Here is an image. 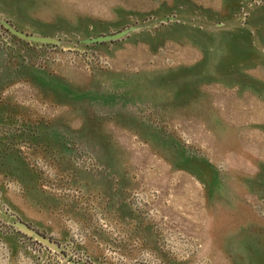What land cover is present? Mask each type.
Segmentation results:
<instances>
[{"label": "rangeland", "instance_id": "obj_1", "mask_svg": "<svg viewBox=\"0 0 264 264\" xmlns=\"http://www.w3.org/2000/svg\"><path fill=\"white\" fill-rule=\"evenodd\" d=\"M207 4L0 0L60 41L0 31V264H69L15 220L78 264H264V47L210 46Z\"/></svg>", "mask_w": 264, "mask_h": 264}, {"label": "crops", "instance_id": "obj_2", "mask_svg": "<svg viewBox=\"0 0 264 264\" xmlns=\"http://www.w3.org/2000/svg\"><path fill=\"white\" fill-rule=\"evenodd\" d=\"M204 2H208L207 4V12L208 15H196V12L194 11V14L186 15V17L190 19H197L200 23L201 20L205 21L208 25V28H200L197 27V33L201 34H207V42L211 46V42H214L215 46L222 45V47H234L235 44H238L237 41H239L240 47H255L259 51H263L262 48L258 47H264V0L262 2H259L255 5H253L251 8H249L246 11V16L243 15V17H240V20H243V22L237 23L236 19V12H235V6L237 5L239 0H202ZM203 3V2H202ZM210 3L212 5H210ZM225 7V9L222 7L221 11L223 13H218L220 10V5ZM188 7L194 9L192 5L187 4ZM215 13L213 14L212 13ZM191 12V11H190ZM4 13L2 10H0V16L4 17ZM172 16V15H169ZM168 17V16H167ZM7 18V17H6ZM171 24H176V22L171 21ZM220 24V25H219ZM166 26V27H165ZM238 27H240V30H243L245 28V32L240 31L237 35V33H234L233 31L238 30ZM164 29L168 30V25H164ZM194 28V27H192ZM43 33L41 36H46ZM39 35V34H38ZM224 40V43L220 44L221 39ZM238 39V40H237ZM202 41H206V39H203ZM243 53H241V61L243 60ZM263 59V60H262ZM1 54H0V71H1ZM259 61L252 65L251 67L244 68L243 71H248L250 68L255 69H264V63H261L264 61V57L261 59H258ZM262 60V61H261ZM1 73V72H0ZM257 73V72H256ZM250 77H256L260 80H263L264 82V74L263 75H249ZM1 77V74H0ZM2 82H0L1 85Z\"/></svg>", "mask_w": 264, "mask_h": 264}, {"label": "water", "instance_id": "obj_3", "mask_svg": "<svg viewBox=\"0 0 264 264\" xmlns=\"http://www.w3.org/2000/svg\"><path fill=\"white\" fill-rule=\"evenodd\" d=\"M172 20H173L172 16L163 17L160 19V21H162V22L172 21ZM2 24L11 34H13L14 36H16L22 40L28 41V42L39 43V44H51V45H57L60 43V41L55 37L41 36V35H28V34L22 33L16 29L12 28L6 22H2ZM133 29H134V27H128L126 29H123L121 31H118V32L112 33V34L99 35L96 37H89V38L87 37V38H84L81 41V43H82V45H91V44H97V43H103V42H113V41L122 39L123 37L127 36ZM10 224L19 232L23 233L24 235H26L28 237L33 238L35 241H37L41 245L45 246L46 248H48L52 252L60 255L63 259L68 260L67 256L62 252L60 247L55 242H53L49 238L41 235L40 233L35 231L33 228L29 227L24 222L16 220ZM68 262L70 264H75L72 261H68Z\"/></svg>", "mask_w": 264, "mask_h": 264}, {"label": "flooded vegetation", "instance_id": "obj_4", "mask_svg": "<svg viewBox=\"0 0 264 264\" xmlns=\"http://www.w3.org/2000/svg\"><path fill=\"white\" fill-rule=\"evenodd\" d=\"M242 1H244V2H246V8L245 9H243L242 11V14H244V16H246V11L249 9V8H251L253 5H255V4H257V3H259V2H262V0H242ZM236 14V13H235ZM2 22H6V23H8L12 28H14V29H16V30H18V31H20V32H22V33H25V34H28V35H38V34H34V33H30V32H27L25 29H22V28H20L19 26H17V25H15L14 23H13V21L11 20V19H9V18H6L5 17V15H4V17H1L0 16V31L1 32H3V36L5 37L6 36V39L7 40H9V42L11 41V43H13V44H15V45H17V43H21V45H25V46H37V47H48V46H54V45H51V44H39V43H32V42H28V41H25V40H22V39H20V38H18V37H16V36H14L13 34H11L5 27H4V25L2 24ZM161 24H163V23H161ZM164 26V25H163ZM0 32V33H1ZM116 33V32H115ZM101 35H107V34H101ZM0 36L2 37V34H0ZM99 36V35H98ZM49 37H52V36H49ZM3 39V38H2ZM119 40H121V39H119ZM119 40H116V41H113V42H117V41H119ZM14 42H17V43H14ZM107 43H112V42H103V43H97V44H107ZM91 45H93V44H91ZM3 46V45H2ZM16 221V220H15ZM19 221H21V220H19ZM14 222V221H13ZM23 222V221H22ZM12 223V222H11ZM25 223V222H24ZM25 224H27V223H25ZM11 225V224H10ZM29 227H31L29 224H27ZM11 227H12V229H14L18 234H21L22 236H24V237H26L27 239H29L30 241H32L34 244H36L37 246H39L40 248H43V249H45V250H49L48 248H46L45 246H43V245H41L40 243H38L37 241H35L33 238H31V237H28V236H26V235H24L23 233H21V232H19L18 230H16L12 225H11ZM31 228H33V227H31ZM34 229V228H33ZM35 230V229H34ZM35 231H37V230H35ZM38 233H40L41 235H43V236H45L44 234H42L41 232H39V231H37ZM45 237H47V236H45ZM48 238V237H47ZM50 239V238H49ZM51 240V239H50ZM53 241V240H52ZM53 242H55V241H53ZM56 243V242H55ZM57 244V243H56ZM58 245V244H57ZM59 246V245H58ZM60 247V246H59ZM60 249H61V247H60ZM62 250V249H61ZM51 251V250H50ZM63 252V251H62ZM64 253V252H63ZM56 254V253H55ZM65 254V253H64ZM58 255V254H57ZM66 255V254H65ZM60 256V255H59ZM67 256V255H66ZM61 257V256H60ZM62 258V257H61ZM68 258V257H67ZM63 259V258H62ZM63 260H65V259H63ZM65 261H72V262H74L75 264H78L77 262H75V261H73V260H70L69 258H68V260H65ZM69 263V262H68ZM70 264V263H69Z\"/></svg>", "mask_w": 264, "mask_h": 264}, {"label": "trees", "instance_id": "obj_5", "mask_svg": "<svg viewBox=\"0 0 264 264\" xmlns=\"http://www.w3.org/2000/svg\"><path fill=\"white\" fill-rule=\"evenodd\" d=\"M145 34V33H144ZM140 36V35H139ZM86 46H88V45H86Z\"/></svg>", "mask_w": 264, "mask_h": 264}]
</instances>
